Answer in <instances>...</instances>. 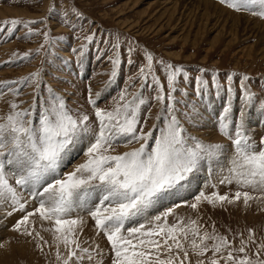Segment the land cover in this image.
Returning a JSON list of instances; mask_svg holds the SVG:
<instances>
[{
	"label": "snow or ice",
	"instance_id": "snow-or-ice-1",
	"mask_svg": "<svg viewBox=\"0 0 264 264\" xmlns=\"http://www.w3.org/2000/svg\"><path fill=\"white\" fill-rule=\"evenodd\" d=\"M218 2L237 13L264 19V0ZM53 14L54 5L48 8V15L39 19L0 21V39L11 37L18 26L26 29L22 38L41 34L31 25L39 23L48 29L42 32L43 43L38 48L22 54L13 52L12 58L3 63L28 60L42 50L48 53L58 41H63L65 36H53L48 27ZM69 15L77 20L84 16L75 7L60 13L59 22L75 30L77 24ZM75 38L81 40L71 48L78 74L90 45H99L100 41L95 32L83 37L77 34ZM103 43H111L107 49L111 52L107 56L111 70L102 89L93 93L91 85L87 86L86 104L91 112L83 106H70L65 94L43 80V68L15 80H0V98L12 97L7 101L8 110L0 114V215L7 218L22 213L11 230L31 238L41 251L44 246L54 247L56 264H84L85 260L88 264H102L99 257L103 250L98 245L85 247L87 241L80 239L86 223L81 213L94 221L95 234H103L110 244L111 264H191L190 254L197 257L195 264H264V241L257 242L252 229H248L247 239L238 234L237 247L235 236L229 240L214 225L209 231L198 219L176 216L181 206L198 212L205 203L224 208L242 201L248 208L253 201H264V136L257 141L247 126L253 106L264 113V96L257 101V93L249 83L251 77L240 75L238 115L234 108L235 73H228L224 84L217 72L211 73L210 81L205 79L207 70L203 68L194 78V91L201 104L209 100L213 91L217 97H224L215 124L219 134L230 141L229 149L223 142L206 141L188 131L181 117L193 125L199 124L195 117L202 118L195 103L178 100L175 95L179 92L187 97V89L178 87V82L181 77L185 83L190 82L188 71L182 65L156 59L147 50L139 53L142 62L134 76L125 78L112 107H100L104 96L117 86L123 62L118 37L114 41L104 39ZM95 51L97 60L104 58L106 49L97 47ZM134 51L131 46L127 48L129 66L136 63L132 58ZM72 63L61 58L57 71L72 70ZM157 66L164 74L167 90L156 74ZM53 78L61 79L56 75ZM136 79L140 86L129 93ZM24 86L32 87V100L27 107L21 106L25 101L17 99ZM146 87L153 92L150 98L143 94ZM261 90L264 91V80ZM152 101L159 104V110L156 122L145 131L151 108L143 115L144 123L142 111ZM177 104L185 110L178 109ZM118 143L138 146L116 152L114 145ZM80 149L83 161L70 171H63L73 152ZM205 166L208 182L217 177L216 183H210L213 191L201 190L193 201H186L183 194H190L191 185L199 180L198 173ZM219 185H235V190L220 194ZM173 200L180 203L148 217L150 210ZM170 216L175 217L172 223L168 222ZM138 219L146 223L127 227ZM42 231L50 233L51 244L41 235ZM252 244L256 247L250 255L247 249ZM209 252L211 256L207 255Z\"/></svg>",
	"mask_w": 264,
	"mask_h": 264
},
{
	"label": "rangeland",
	"instance_id": "rangeland-1",
	"mask_svg": "<svg viewBox=\"0 0 264 264\" xmlns=\"http://www.w3.org/2000/svg\"><path fill=\"white\" fill-rule=\"evenodd\" d=\"M205 1L211 2L215 9L219 7L217 12L211 8V11L205 9L200 3L201 0L200 2L198 0H0V21L13 18L39 19L48 15V8L54 5L55 14L48 21V27L53 36H65V39L58 41L48 53L42 50L39 54L34 53L28 60L5 64L3 62L10 60L13 52L22 54L38 48L43 43L42 32L48 30L42 24H34L31 27L39 30L41 34L22 38L26 29L18 26L11 37L5 36V38L0 39V80H15L38 68H43V80L56 91L65 94L70 106L73 108L83 106L84 109L91 112L86 104L87 86L91 85L93 93L102 89L104 82L108 79L107 74L111 70V65L107 61V56L111 55V52L107 51V49H110L111 43L106 45L103 41L104 39L114 41L118 37L121 43L120 50L123 61L118 84L104 96L99 106L112 107L113 98L117 97L119 90L125 85V78L136 74L142 62L139 53L147 50L156 59H163L173 65H182L188 71L191 78L190 82L185 83L182 77L178 82V87L187 89V97L181 96L179 92L175 95L178 100L186 99L191 103H195L202 114V118H194L199 121L198 125H193L181 117L188 131L206 141L223 142L230 149V141L219 134L215 124V119L223 107V95L217 97L213 91L209 100L201 104L194 91V78L200 74L198 70L203 68L207 70L204 74L205 79L210 81L211 73L217 72L220 83L224 84L226 75L235 73L236 99L234 108L237 115L240 109L239 83L241 74L251 77L249 83L252 91L257 93V101L264 96V91L261 90V82L264 80V19L254 17L248 13H237L227 8V6L219 4L218 0ZM73 7L78 9L84 16L83 20H77L74 16L69 15L68 18L77 24L75 30L70 25L59 22L60 13ZM230 15L243 19L241 22L244 21V26H241L240 23H238V26L244 27V30L227 25L231 22L229 21ZM220 16L222 17L220 18ZM93 32H95L100 43L99 45L96 43L90 45L84 67L77 74L75 72V58L72 56L71 48L77 47L81 40L75 37L77 34L83 37ZM130 46L136 50L132 54V58L136 63L131 66L127 64V48ZM97 47L106 49L104 58L99 60L96 59L95 49ZM61 58L73 61L72 70L57 71L61 66ZM156 74L160 76L161 81L165 84V90H167L166 79L159 66L156 67ZM54 75L61 79H54ZM65 81L69 82L66 83ZM139 86L140 80L136 79L133 85L129 87V93L136 91ZM20 92L21 94L17 99L25 101L21 106L27 107L32 100V87L24 86L20 89ZM143 94L145 97L150 98L153 92L146 87ZM11 99L10 95H4L3 98H0V114L8 110L7 101ZM205 104L207 107H205ZM149 108H151V118L148 119L145 125V131L156 122L155 117L159 110V104L152 101L143 108L141 123H144L143 115L148 113ZM177 108L181 111L185 110L182 104H177ZM262 120H264V113L259 112L257 107L253 106L247 126L250 134L257 141L261 136H264ZM137 146L136 144L126 145L124 143L114 145L116 152H123ZM84 158L83 149L77 153L73 152L63 171H70L75 164L82 162ZM224 163L226 165L227 155L224 157ZM198 175L199 180L191 185L190 194H183L184 199L188 202L193 201L195 195L201 190L206 193L213 191L210 183L217 182L216 176H213L212 180L208 182L206 166ZM234 190L235 185H219L218 187L220 194L234 192ZM165 202H168V205H159L150 210L148 217L159 215L168 207H172L173 203H180L179 200ZM32 207H35V204ZM31 210L30 207L29 211ZM21 215L22 213H15L7 218L0 215V264H56L54 247L50 249L44 246L43 251H41L31 238L11 230L12 225ZM81 215L86 220L80 236L81 241H87L84 246L98 245L103 250V255L99 257L102 264H111L110 244L103 234L98 236L95 234L94 221L88 218L86 213H81ZM176 216L185 219L188 217L198 219V222L209 231H212L214 225L215 230L228 236L229 240H233L235 236L234 245L237 247L240 243L238 234H243V238L247 239L248 229L253 230L257 242L264 241V201H253L248 208L244 207L242 201L238 205H226L224 208L212 207L205 203L201 205L198 212L190 207L181 206L176 210ZM174 220V216L168 218L169 223L174 222ZM140 223H146V221L138 219L135 223L128 224L127 227L138 226ZM39 224L37 218L36 225L38 229ZM45 227H47V224H45ZM41 235L51 244L52 237L49 232L42 231ZM255 247V244L248 247L247 251L250 255ZM207 255L211 256V252ZM196 259L197 257L190 254L191 264H195ZM84 264H88V261L85 260Z\"/></svg>",
	"mask_w": 264,
	"mask_h": 264
},
{
	"label": "bare ground",
	"instance_id": "bare-ground-1",
	"mask_svg": "<svg viewBox=\"0 0 264 264\" xmlns=\"http://www.w3.org/2000/svg\"><path fill=\"white\" fill-rule=\"evenodd\" d=\"M199 2H200V0H198ZM202 2H200L201 3V5H203L204 6V8L205 9H208V11L210 10V8L211 9H214V10H216V12H217V9L219 8L218 6V8L217 9H215L213 6H212V3L211 2H209V1H203V0H201ZM211 11V10H210ZM220 11V10H219ZM214 12V11H213ZM222 12V11H221ZM221 12H218V13H221ZM211 14H213V13H211ZM215 14V13H214ZM216 15V14H215ZM214 15V16H215ZM228 16V15H227ZM222 16H220V18H221ZM225 17V16H224ZM222 19H224V18H222ZM221 19V20H222ZM230 20L229 21H231L230 22V24H227L228 26H230V27H235V28H238V29H241L242 28V30H244V27H239L238 25V23H240L241 24V26H244L243 24V22L244 21H242L241 22V20H243L242 18H238V17H236V16H233V15H230V18H229ZM219 20V19H218ZM223 21V20H222ZM225 22V21H224ZM245 22H247V21H245ZM252 25H254V24H252ZM255 26H258V25H255ZM239 31V30H238ZM81 150V149H80ZM79 150H77V151H75L74 153H77ZM193 185V184H192ZM195 186V185H194ZM192 189V188H191ZM172 202V201H171ZM158 207V206H157Z\"/></svg>",
	"mask_w": 264,
	"mask_h": 264
}]
</instances>
